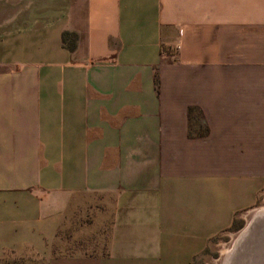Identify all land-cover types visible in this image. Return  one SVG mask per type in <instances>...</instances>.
Listing matches in <instances>:
<instances>
[{"label": "crops", "instance_id": "crops-1", "mask_svg": "<svg viewBox=\"0 0 264 264\" xmlns=\"http://www.w3.org/2000/svg\"><path fill=\"white\" fill-rule=\"evenodd\" d=\"M263 189L264 0H0V257L194 264Z\"/></svg>", "mask_w": 264, "mask_h": 264}, {"label": "rangeland", "instance_id": "rangeland-1", "mask_svg": "<svg viewBox=\"0 0 264 264\" xmlns=\"http://www.w3.org/2000/svg\"><path fill=\"white\" fill-rule=\"evenodd\" d=\"M264 206V189L256 205L242 214L241 219L234 222L228 230L212 238L198 255L194 264H220L221 252L228 249L237 234L250 224L254 210ZM107 219L100 226L91 222L88 212L65 217L56 232L52 252L56 254L100 253L104 249L107 235ZM250 222V223H249ZM263 221L254 219L253 225L261 228ZM0 264H43L42 260L32 254L16 256L5 253L0 257Z\"/></svg>", "mask_w": 264, "mask_h": 264}, {"label": "bare ground", "instance_id": "bare-ground-1", "mask_svg": "<svg viewBox=\"0 0 264 264\" xmlns=\"http://www.w3.org/2000/svg\"><path fill=\"white\" fill-rule=\"evenodd\" d=\"M252 219H260L257 227L253 221L237 234L228 249L221 252L220 264H264V206L254 210Z\"/></svg>", "mask_w": 264, "mask_h": 264}, {"label": "trees", "instance_id": "trees-1", "mask_svg": "<svg viewBox=\"0 0 264 264\" xmlns=\"http://www.w3.org/2000/svg\"><path fill=\"white\" fill-rule=\"evenodd\" d=\"M76 40V36L74 33L63 31L60 35V42L62 46L66 47L68 50H72L74 47V43ZM193 111V108L187 109V118H188V135L189 136H203L205 135L207 129L204 125H196L191 126V112ZM233 224V222H232Z\"/></svg>", "mask_w": 264, "mask_h": 264}]
</instances>
